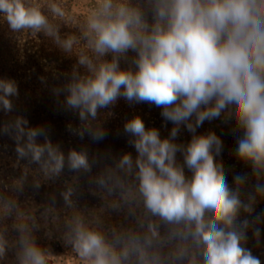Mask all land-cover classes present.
Instances as JSON below:
<instances>
[{"label":"clouds","instance_id":"9594fccd","mask_svg":"<svg viewBox=\"0 0 264 264\" xmlns=\"http://www.w3.org/2000/svg\"><path fill=\"white\" fill-rule=\"evenodd\" d=\"M0 19L75 56L66 82L52 89L78 117L71 135L106 139L101 110L121 98L162 109L164 126L173 125L162 138L141 117L126 120L133 156L65 152L50 127L23 115L0 123L15 145L14 167L24 162L11 183L0 179V264H262L246 243L249 230L259 243L264 222L255 212L264 199V0H95L83 17L60 0H0ZM63 26L75 31L62 34ZM18 96L17 82L0 78V112L14 113ZM217 119L235 122V155L255 178L246 193L249 175L235 174L230 186L216 160L221 138L196 134ZM182 127L192 134L187 144L176 142ZM65 175L58 195L20 200L26 188L39 193ZM85 184L98 205L80 203ZM40 232L58 234L70 251L54 255Z\"/></svg>","mask_w":264,"mask_h":264},{"label":"trees","instance_id":"16d2710c","mask_svg":"<svg viewBox=\"0 0 264 264\" xmlns=\"http://www.w3.org/2000/svg\"><path fill=\"white\" fill-rule=\"evenodd\" d=\"M60 2L63 3L70 14L83 17L86 14L79 12V5L90 8L95 0H60ZM73 31L75 29H70L67 26L61 28L62 34ZM107 58L110 59L111 57ZM75 63V56L70 57L64 54L43 33L36 36H32L30 33H13L8 28L6 21L0 19V78L15 80L19 88L18 98H13L16 111L8 115L0 112V123L15 115H23L29 120L30 126L44 125L50 127V138L53 142L60 143L65 152L71 148L79 150L83 147H86L93 154L110 151L112 154L118 155L125 152L124 150L128 146V137L123 132L125 121L134 116H139L143 119L145 125H148L162 109L147 103L130 105L121 98L115 106L101 110L103 114L101 123L108 132L106 139L99 143H93L87 136L81 140L77 136L71 135L67 131V125L78 126V117L63 110L52 89L60 87L66 82V74L72 71ZM121 67H128V65L122 62ZM59 99L62 100L63 97L61 96ZM220 129L223 131L222 137L226 141V149L229 148L230 153L234 154L233 167L228 170L238 173L248 171L251 177L250 166L240 161L235 155L236 138L230 135L227 128L222 127ZM14 147V142L9 137L0 136V179L9 183L20 175L24 164V162H21L20 167H14ZM67 179H69V175H65L56 183L44 184L39 193H34L31 188H26L24 195L20 196V200L25 201L24 198L30 197L38 204L43 203L50 194L57 193L58 195V192L63 188L64 181ZM254 183L255 178L252 176V179L244 188L245 191H250ZM0 188H3L2 184H0ZM94 200L96 198L88 194L85 184L80 203L90 207ZM59 203L62 202L58 196ZM263 204L264 199H258L255 207L263 206V208L261 212L260 209H255L256 213H264ZM245 215L242 214L241 219ZM249 218L251 219V217ZM257 226L261 230L259 243H257L253 231L249 230L246 247L250 248L253 254L258 256L264 264V222L259 223ZM37 239L38 243H43L44 246L49 240L44 237L43 232L37 233Z\"/></svg>","mask_w":264,"mask_h":264},{"label":"rangeland","instance_id":"374dc122","mask_svg":"<svg viewBox=\"0 0 264 264\" xmlns=\"http://www.w3.org/2000/svg\"><path fill=\"white\" fill-rule=\"evenodd\" d=\"M79 6H78L79 7V12L87 14L89 8L81 6V5H79ZM161 111L162 110H160L158 112L157 116H154L152 118V120L150 121V123H148V125H146V127L147 128H152V127L157 128L160 131L161 137L162 138H167L171 128L173 127V125L171 123H167L166 127L164 126L165 122L163 121V119H162V117L160 115ZM222 127L227 128V130L230 132V135L235 137V138H237L238 134L234 135L233 131H232L236 127L235 122L233 121V122H230V123H224L223 119H217V120H213L211 122L205 121L203 126L197 129V133L196 134L197 135L207 134L208 132L211 131V132H215V134L221 138V140L223 141V146L224 147H223V151H222L221 155L216 157V160L218 162H222V164L224 166V169H225V172H226V175H227V178H228V183H229L230 186H232L233 185V176L235 174H237L238 172L233 171V170H228L229 168L233 167L234 163H233L232 159L234 157L233 156L234 154L230 153V149L229 148L226 149V143H225L226 141L223 140V137H222L223 131H221V129H220ZM220 133H221V136H220ZM191 138H192V134L189 133L186 129H184L182 127L181 132H180L176 142L177 143L187 144L188 142H190ZM124 151L125 152H131L133 154V156L136 155L135 150L133 148L129 147V145L126 147V149ZM178 158L182 162V157L180 156L179 153H178ZM185 171H186V175H189V176L191 175V173L188 172L187 169H185ZM244 173H247L249 175V180L252 179V176L250 177V173L248 171L247 172H243L241 174H244ZM244 192H246L245 189H244ZM24 199L28 200V199H31V198L27 197V198H24ZM31 201L33 203H35V204H38L33 199H31ZM98 204H99V201L96 199V200H94V203L92 204V206H95V205H98ZM262 208H263V206L259 207V208L255 207V209H260V212L262 211ZM111 219L113 221H117V220H120L121 218L114 214ZM41 245L44 246L43 243ZM45 246L49 247L54 255H65V254H67L70 251V249L66 248L63 245V242H62V240H60L58 234H54L53 237L48 240V243L45 244ZM53 264H63V262L62 261H53ZM68 264H71V261H68Z\"/></svg>","mask_w":264,"mask_h":264}]
</instances>
